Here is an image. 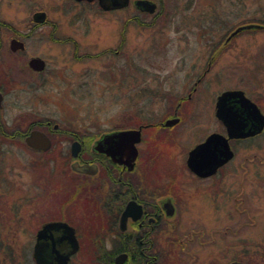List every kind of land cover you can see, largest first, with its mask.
<instances>
[{"label": "rangeland", "instance_id": "rangeland-1", "mask_svg": "<svg viewBox=\"0 0 264 264\" xmlns=\"http://www.w3.org/2000/svg\"><path fill=\"white\" fill-rule=\"evenodd\" d=\"M37 2L56 22V39H71L78 49L75 53L71 43H53L49 26L35 30L17 57L18 64L12 65V88L0 110L8 128H24L44 118L96 136L134 127L133 123L144 119L164 120L172 115L177 99L189 93L207 67L211 47L223 41L229 29L264 22V0H193L188 11L187 1L179 0L165 26L129 27L121 54L115 55L106 51L117 50L119 25L131 12L80 13L77 7L63 5V0H32L28 5L0 1L4 10L0 21L26 31L31 17L23 11ZM32 56L46 62L43 73L25 72ZM197 88L185 104L187 112L178 113L183 122L177 127L176 144L139 146L140 168L175 178L179 185L187 183L180 170L185 168L187 150L198 141L196 133L207 134L218 127L213 106L220 92L242 90L264 111V30L236 37ZM58 144L54 152L68 147ZM235 152L221 184L231 199L236 196L238 206L234 213L227 193H222L217 248L224 255L234 253L239 260L246 252L252 264H264V135L235 145ZM65 170H69L65 161L54 159L52 152L42 155L24 143L0 137V264H10L7 254L17 264H27L25 257L31 256L36 231L43 223L56 221L58 193L70 190ZM240 198L244 203L239 205ZM199 211L194 210L195 216L207 221L208 210ZM229 227L231 232L224 235Z\"/></svg>", "mask_w": 264, "mask_h": 264}, {"label": "flooded vegetation", "instance_id": "flooded-vegetation-1", "mask_svg": "<svg viewBox=\"0 0 264 264\" xmlns=\"http://www.w3.org/2000/svg\"><path fill=\"white\" fill-rule=\"evenodd\" d=\"M17 1L28 5L32 0H0ZM179 0H63L69 7H77L80 13L87 10L97 14H122L131 12L128 19L121 20L118 45L116 51L108 50L107 53L120 55L125 44V33L128 28L135 26L140 29H152L156 26H165L173 11L177 10ZM185 10L191 8L193 0H185ZM38 4V5H37ZM42 4L37 2L24 9L30 16V23L26 31L19 30L9 22L0 21V81L6 83L5 92L0 90L2 102L6 94L12 88V65L18 64L17 57L25 51L26 42L38 28L49 26L52 30L50 39L56 42V22L48 19V12ZM87 8V9H86ZM187 8V9H186ZM0 8V15H3ZM45 13L43 23H36L34 14ZM254 25V28L243 29L238 33L229 36L240 27ZM254 30H264V22L240 24L228 30L223 41L217 42L211 47L207 67L201 76L193 83L191 90L186 97L177 99L172 115L160 121L144 119L141 123H133L134 127H120L93 135L91 132H79L70 126H60L51 120L29 122L24 128L13 126L10 131L23 135L25 138L31 131H40L50 140V148L47 151L33 150L39 154L53 153L56 160L65 161L69 167L66 174L71 182L70 190L62 194L58 193L56 201V222H63L74 231L78 242L77 251L71 255L67 264H231L239 262L252 264L248 260L247 253L242 260L237 259L234 253L221 254L218 250L217 240L221 236L220 209L222 190L221 176L235 160V145L249 143L258 140L264 135V111L246 94L244 96L256 105L260 115H256L252 108L242 104L239 98L227 101V106L232 109V116L235 124H241L242 132L253 133L252 135L232 138L228 140L232 158L219 166L214 173L207 176L197 175L187 166L189 152L197 145L205 142L211 134H219L227 137V131L223 123L216 118L217 98L225 91H237L230 89L220 92L214 101L213 116L217 120V129L209 133L198 131V140L186 152L185 168L180 170L182 177L186 178L184 185L176 184L175 178H166L168 175L161 174L150 168H140L142 154L139 146L146 143H156L166 146L176 144L178 135L177 127L183 121L178 113L186 109L187 101L198 92L200 82L210 71L211 65L219 55L232 43L240 34ZM17 40L23 44V49L12 51L11 41ZM77 53L78 47L74 41L70 42ZM40 59L44 62L41 71L32 68L29 62L32 59ZM25 72L30 74H41L46 69V62L38 57L32 56L25 63ZM187 112V111H185ZM1 118V116H0ZM2 119V118H1ZM40 119V118H39ZM177 119L173 125H165L168 120ZM261 123H263L262 126ZM260 128V130H259ZM124 130H139L140 141L136 144L137 156L131 169L124 163L113 161L103 150H107L104 141L107 136ZM56 145L67 144L63 152H54ZM73 143L78 144V152L75 157L71 153ZM218 152L219 147H215ZM217 155V153H216ZM147 156L146 154L143 155ZM218 157V155H217ZM259 162L261 160L259 159ZM74 166V167H73ZM208 172V171H206ZM174 177V175H172ZM230 193V191H228ZM228 196L229 207L236 213L238 204L236 196L231 199ZM226 195V194H225ZM240 198L239 205L243 202ZM200 201L203 202L200 204ZM223 202V201H222ZM221 203V205H220ZM129 205L128 209L127 206ZM207 209L209 212L205 218L207 221H200L194 210ZM200 213V211H199ZM233 218V217H232ZM223 231L225 235L230 227ZM62 236L56 232V239ZM60 251H67L66 242L61 243ZM208 247V248H207ZM211 247V248H210Z\"/></svg>", "mask_w": 264, "mask_h": 264}, {"label": "water", "instance_id": "water-1", "mask_svg": "<svg viewBox=\"0 0 264 264\" xmlns=\"http://www.w3.org/2000/svg\"><path fill=\"white\" fill-rule=\"evenodd\" d=\"M45 13H36L33 19L36 23H43L45 20ZM254 25L237 28L230 36L232 37L240 30L254 28ZM12 51L23 49V44L17 40L11 41ZM30 66L37 71H41L44 67V62L40 59H32L29 62ZM239 98L242 104H246L252 108L256 115H260L258 108L254 103L244 96L242 91H225L216 101L215 116L218 118L226 128L227 137L219 134H211L205 142L194 147L188 154L187 166L193 172L200 176H207L212 173L223 163L232 158V152L228 145V140L232 138H241L252 135L251 133H244L241 124H235V119L232 116L231 107L227 106V101ZM2 95L0 94V105ZM261 119H262V115ZM177 119L168 120L165 125H173ZM261 123L260 126H262ZM260 130V128H259ZM108 140L103 144L108 146L107 150H103L107 156L117 163H124L129 169L133 167L134 161L137 156L136 144L140 141L139 130H124L116 132L107 136ZM25 144L40 151H47L50 148V140L46 135L40 131H31L25 138ZM218 146L219 150L216 152L215 147ZM78 144L73 143L71 146V153L73 157L77 155ZM218 157H217V155ZM74 167V166H73ZM208 171V172H206ZM129 205L126 209H128ZM56 232H61L62 236L56 239ZM66 242L68 245L67 251H60L59 246L61 243ZM78 249V242L74 236L73 229L63 222H46L35 233L34 244L32 247V259L35 264H67L71 255ZM118 264V258L116 259ZM231 264H243L234 262Z\"/></svg>", "mask_w": 264, "mask_h": 264}, {"label": "trees", "instance_id": "trees-1", "mask_svg": "<svg viewBox=\"0 0 264 264\" xmlns=\"http://www.w3.org/2000/svg\"><path fill=\"white\" fill-rule=\"evenodd\" d=\"M56 42L57 43H70L72 42L71 39H68V38H57L56 39ZM76 47V45H75ZM108 51V50H107ZM106 51V52H107ZM5 85L6 83L3 82V81H0V90L2 92H5ZM1 118H0V137L3 139V140H6V141H16V142H19V143H23V135H21L20 133H17V132H12L11 133V129L9 130L5 125H3V123L1 122ZM48 119H44V118H40L38 119V121H47ZM38 166L40 167V165H37L36 168H38ZM6 259L9 260L10 264H17V261L15 259V257L11 254H7L6 255ZM25 262L27 264H34L31 256H27L25 257Z\"/></svg>", "mask_w": 264, "mask_h": 264}]
</instances>
